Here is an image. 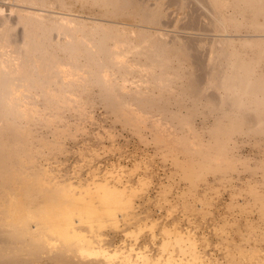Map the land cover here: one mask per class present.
<instances>
[{
  "label": "rangeland",
  "instance_id": "374dc122",
  "mask_svg": "<svg viewBox=\"0 0 264 264\" xmlns=\"http://www.w3.org/2000/svg\"><path fill=\"white\" fill-rule=\"evenodd\" d=\"M233 1L228 0L227 8L221 9L226 17L238 9ZM145 2L154 6L157 1ZM0 3L6 9L12 5L8 0H0ZM168 8L162 18V26H146L127 11H124L127 15L119 11L121 14L118 12L119 15L117 13L110 19L125 23L128 35L136 38L137 43L140 37L137 28L145 29V26L147 31L152 29L148 34L155 29L157 34L160 31L162 38L195 42L205 40L206 48L213 40L232 36L227 39H233L238 50L246 52L245 58L249 61L253 58L254 66L255 62L257 66L259 63L255 69H264V56L256 48V43H261L264 38V32L243 24L236 28L227 19L226 32L221 34L217 29H210L214 18L219 15L215 7L211 8L213 12L196 3L178 7L176 4ZM76 9L80 11L77 15L83 16L80 18L84 20L90 16L100 18L103 14L99 6ZM5 13L10 14L9 10ZM260 20L264 18L260 17ZM133 27L136 32L131 34L129 32ZM259 36H263L261 40ZM245 37L252 42L245 43ZM239 40H243V47ZM130 54L128 57L132 60L133 55ZM204 58L207 59L205 55ZM133 65L134 72L128 77L133 81H130V87L157 100L160 105L168 103L170 111L181 113L183 117H169L171 112L168 111L166 118L159 106L140 108L142 104L133 103V100L130 102L134 111L121 110L123 114L127 111L124 117L120 110L108 105L98 85L90 84L82 88L78 85L79 81L75 90L69 89L60 94L67 97V101L60 102L63 107L59 105V109L44 111V102L38 101V108L43 109L39 110L47 113L49 119L30 122L29 133L33 136L28 138L34 151L26 155L28 158L23 156V165L17 163L14 167L21 175L16 182L23 179L28 183L21 180L22 183L16 184H20L19 188L26 185L33 187L30 182L38 175L43 187L57 193L54 198L65 202H71L69 199L72 197L77 198L79 211L73 214L69 228L72 233L75 229L80 231L75 233L81 236L86 247L77 248L74 244L75 247L69 249L64 238L51 232L49 237L53 242L47 249L41 246L34 250L33 245L30 249L29 244H25L26 247L16 243L19 246L14 244L13 247L24 248L15 255L0 253V264H264V132L249 130L245 125L247 130L243 132L213 134L210 127L217 117L214 115L221 110L215 114L204 103H195L187 97L183 90L184 79L180 77L179 80L173 70L167 87L161 88L153 82L150 70L146 71V67L139 64ZM183 66L187 73H196V76L206 74L189 62ZM90 76L83 74L85 78ZM206 76H201L203 81ZM68 77V80L74 79L73 76ZM205 82L207 93H215ZM117 94L125 92L118 91ZM252 96L246 95L248 98ZM255 104L252 103L249 112L264 111L261 109L264 108V101ZM254 107L257 108L255 112L252 111L256 110ZM55 114L57 117H54ZM127 115L134 118L129 116V119ZM12 166L14 164L8 168L10 172L14 169ZM7 185L0 186V191L18 190L10 188L17 186L14 182L9 184L10 187ZM98 188L100 191L109 189L110 194H120L119 198H122L119 202H125L124 205L110 199L111 205L117 204L120 208L113 207L108 210L111 213H106L108 204L99 199ZM91 203L96 213L100 207V211L105 210L107 215L102 211L104 216L94 213L95 217L91 218L84 209ZM73 226L76 227L74 230ZM39 243L42 241L38 242V246ZM89 249H102L111 254H93Z\"/></svg>",
  "mask_w": 264,
  "mask_h": 264
},
{
  "label": "bare ground",
  "instance_id": "6f19581e",
  "mask_svg": "<svg viewBox=\"0 0 264 264\" xmlns=\"http://www.w3.org/2000/svg\"><path fill=\"white\" fill-rule=\"evenodd\" d=\"M8 1L12 2L8 9L4 8V5L0 3L1 187L7 184V186L9 184L12 185L13 182L14 186L17 185L16 183H22L21 180L23 179H20L21 182H16L21 175L16 172L14 167L17 163L23 165L26 155L33 150L31 141L28 138L32 135V133H29L30 122L32 124L35 119H49L47 117L48 114L44 111L50 108L59 109L60 107L58 106H62L60 102L67 101V97H62L60 94L69 89L75 90L77 81H79L80 84L78 85L82 86V88L90 84L98 85L108 105L117 111L120 110V113L121 110L123 112L124 110L128 112L134 111L132 109L134 108L133 103L138 102L142 104L139 105L140 108L159 106L164 112L162 115L164 114V117L168 116L167 113L170 111L168 103L160 105L157 100L149 98L146 94L136 92L130 87L129 84L133 81L128 77L134 72L133 64L146 67V71L150 70L153 74V82L161 88L167 87L171 79L170 72L173 70L174 75L179 80H181L180 77L184 79L183 90L187 97L192 98L195 103H204L206 107L213 112L215 111V114L217 110H221V112H217L218 114L214 115L217 117L213 123L214 125L210 127V131L213 134L243 132L246 129L245 125L249 130L264 132V111L260 112L258 110L259 112H255L257 111L256 107H259L258 105L253 108L256 110H252L255 113L249 112L252 109L250 107L253 102L254 104H261L264 101V69H255L259 67V63L257 66L255 62V67L253 58L252 61L247 60L245 58L247 56H245L246 52H240L233 43V39H227L232 36H223L224 38L213 40L210 42L211 44L209 43L210 46L206 48L205 44L207 42L205 43V40L195 42L194 40L189 41L178 38L167 39L161 37L160 31L157 34L154 29L153 33L148 34L151 28H147L149 29L148 31L145 30L148 25H161L162 18L166 15L165 11L169 9L168 7L176 4L177 7L178 5L189 6V4L193 3L195 5L196 3V5L204 6L207 10L210 8L208 7L209 5L215 7L214 10H217L219 15L216 13L218 17L214 18V21L212 18L213 23L212 26L210 23V29H217L218 33L226 32L227 19L232 21L236 28L243 24L245 26L249 25L251 29L264 32V20H260V17L264 18V0H234L233 4L238 9L234 11L235 13L230 14L229 17H226L221 12L223 7L228 6V0H168L167 2L156 0L157 2L154 6H152V3L151 5L148 4L147 2L149 1L145 2L146 0ZM77 4H79V7H76ZM91 6H99L102 9L103 14L100 18L95 16V18H92L93 16H90L91 18L86 17L87 19L85 18L86 20H84L80 18L83 16L77 15L80 11L76 8L81 10ZM211 8L210 11H212ZM7 10L10 12L9 15L5 13ZM119 11H127L128 14L135 16L141 23H145V29L143 26V29L139 30L140 27L137 28V31H139L137 33L140 34L139 39L137 37L138 43L135 40L136 38H131L128 35L125 23L121 24L122 22H114L110 19L113 16L115 17V15L117 16ZM119 13L121 14V12ZM213 16L214 14L210 15V17ZM134 30L135 28L129 33H135L136 30ZM163 36L165 35L163 34ZM247 40L245 43L250 44L252 42L250 41L251 39ZM239 41L242 42L241 46L243 47V40ZM262 42H264V38H262L261 43H256V48L264 56V43ZM130 53L133 55L132 60L128 57ZM242 53H244V56ZM204 55L207 59L204 58ZM186 62H189L190 65L193 64L194 68L205 71L206 74L196 76V73L195 75L187 73L184 71L183 66ZM85 73L90 74V78L83 77ZM202 75H207L206 77L209 78V81L208 78V82L206 81V77L204 78L206 82L203 81ZM68 76H73L74 79L72 81L66 79L69 78ZM204 82L208 83V87H212L215 93L212 91L207 93ZM118 91H121L122 94L125 92V94L118 95ZM246 95L253 96L248 98ZM132 100L133 103L130 102ZM38 101L44 102L43 112L41 111L43 110L42 108H38ZM179 103L182 104V102ZM58 109L56 113L59 111ZM261 109L264 110V108ZM127 111H125L126 114ZM170 112L171 116L169 117L180 119L183 117L181 113ZM126 114H123V116L125 115L124 117H126ZM131 115H134V113ZM54 117H57L56 114ZM132 117L134 118V116H130V118ZM33 148L35 149L34 146ZM13 164L14 166L12 167L14 169L10 172L8 168H11ZM14 171L16 173H13ZM39 177L37 175V179H35L36 177L34 176L33 181L30 182L33 187L26 185V187L19 188V184L15 187L13 185L12 187L9 186L18 190L0 191V246H2L0 253L2 255L5 254L6 256L13 253L15 255V253L24 248L21 246L13 247L16 243L19 245L29 244L30 249L31 245H33L34 250L41 246L46 248L51 245L52 239L49 237L51 232L57 233L62 239L64 238L69 249L72 246L78 248L84 245L82 244L81 236L78 234L80 231L78 232L75 229L76 227L73 226L72 229H75V231L72 233L69 228L70 223L73 221V214L79 211V200L72 197L69 199L71 202H65V200L61 201V199L54 198L53 195L57 193L47 189L45 186L43 187L42 183L39 182L41 181ZM26 181L23 180V182ZM98 189L99 199L104 201V204H108L106 207L107 212L102 209L103 214L111 213L110 211L113 207L117 208L121 204L124 205L123 203L125 202H119L120 198H122H119L120 194H112V192L110 194L109 189L101 190L102 192L100 188ZM108 199H111L114 203L121 204L119 206L117 204L111 205L112 201L110 200L109 206ZM92 204H88L89 206L86 205V208H84L86 213L91 215V218L95 217L93 214L96 213ZM82 208L80 207L82 212H85ZM100 209L99 207V212L97 211L96 216H98V213L101 214L102 211ZM105 221L107 220L105 219ZM109 224L111 223L109 222ZM75 232L78 233L76 234ZM41 241L42 243H39L40 246H38V242ZM27 245L25 246L27 247ZM97 249L89 250L93 254L98 252L111 254L105 250ZM26 250L28 251V249ZM116 254L115 252L114 255Z\"/></svg>",
  "mask_w": 264,
  "mask_h": 264
}]
</instances>
